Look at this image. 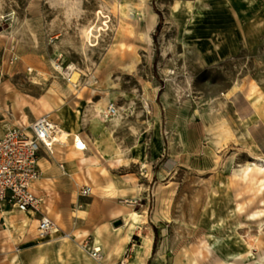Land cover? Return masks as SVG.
<instances>
[{"label":"rangeland","instance_id":"rangeland-1","mask_svg":"<svg viewBox=\"0 0 264 264\" xmlns=\"http://www.w3.org/2000/svg\"><path fill=\"white\" fill-rule=\"evenodd\" d=\"M110 1L0 0V124L7 130L23 115L28 125L47 113L67 131L108 137L122 157L107 171L122 180L118 192L110 181L112 190L92 185V196L46 187L40 208L59 227L55 234L38 236L41 212L13 210L5 220L1 211L11 207L3 206L0 264H264V172L251 164L260 157L264 166V83L256 108L247 89H237L264 75V37L214 61L204 52L215 37L199 20L202 0L178 11L171 0H141L139 11L132 9L138 0H127V17L110 12ZM223 2L242 23L264 12V0ZM99 9L109 14L108 26L95 45H83L80 28ZM120 16L131 23V36L117 32ZM70 66L79 97L68 87ZM108 94L110 116L92 124V103ZM133 210L140 227L118 257L113 249L123 231L116 227ZM153 215L164 220L153 224ZM214 237L228 241L216 248ZM246 244L250 256L224 259ZM93 245L102 259L90 257Z\"/></svg>","mask_w":264,"mask_h":264},{"label":"crops","instance_id":"crops-1","mask_svg":"<svg viewBox=\"0 0 264 264\" xmlns=\"http://www.w3.org/2000/svg\"><path fill=\"white\" fill-rule=\"evenodd\" d=\"M186 1L190 0H171L170 7L172 10L178 11L186 6ZM190 2H196V0ZM202 4L207 8L200 12L199 20L207 23L208 34L206 35L215 37L213 45L204 51L205 54L213 56L212 60H226L237 56L244 48L252 47L257 39L264 37V12L257 16H253L242 23L238 13L231 6L227 7L223 0H202ZM6 120H8V117L7 119L4 118L2 121H5L4 126L8 128L9 124ZM21 122H23V120ZM16 123H20V120H16ZM5 132L6 128L0 124V137ZM79 133L84 139L88 136L83 135L81 132ZM108 143L109 139L102 144L106 145L104 147H108ZM54 146L50 153L51 157L44 154L48 152L47 150L42 149L40 151L38 157L40 177L32 186L34 193L43 196L45 201L49 196L48 191H46L48 188L46 187L52 186L57 188L60 192L69 193L74 190L78 192L77 189L80 185H89L91 188L92 185L94 186L96 184V186L99 187H108L110 181L115 192L121 190L122 180L119 178H113L107 174V171H111V169L113 170L118 167H111L107 164L106 160H104L93 168V174L90 176L86 170L76 169V162L70 158L68 148L65 144H58L56 147ZM117 151L120 152L119 149H117ZM110 156V153L106 155L107 158H110ZM132 162H134L132 164H137L136 161ZM144 164H148V160H146ZM60 165L62 167H60ZM163 165L160 174L162 175V178L165 179L170 172V168L167 163H164ZM101 168H104L106 173H100ZM143 168L144 167H142V170ZM140 173L142 174V172ZM143 174H146V170ZM107 190H112V187L109 186ZM71 195H74V193H71ZM8 206L11 207L6 210L9 213L16 210V208L9 203ZM2 207L3 206L0 207V210ZM113 217L118 218L116 217V213ZM163 220L164 218H159L158 215H156V217L153 215V217L150 218V222L153 224Z\"/></svg>","mask_w":264,"mask_h":264},{"label":"bare ground","instance_id":"bare-ground-1","mask_svg":"<svg viewBox=\"0 0 264 264\" xmlns=\"http://www.w3.org/2000/svg\"><path fill=\"white\" fill-rule=\"evenodd\" d=\"M141 0H138V2L134 3V8L132 9L139 11ZM128 6L127 0H111L108 7V10L112 13L118 12L120 15L123 14L127 17V15H130L129 13L125 12V8ZM131 9V8H130ZM110 19V16L108 13H105L102 9H99L94 12V18L93 19H87L86 22L81 26L80 28V39L83 45L86 46H92L97 43L98 40V34L101 33L102 30H104L105 26H108V20ZM119 27L117 32L124 34L125 36H131L133 34V27L129 21L126 20V18H123V16H120L119 20ZM71 72V78L69 79V89L74 92V94H77V97L80 96V89L76 87L75 78L77 76V71H74V67L70 66ZM264 83V75L260 74L258 77L250 78L247 82V85L244 83H239L237 85L238 90L247 89V96L250 98L251 106L257 107L262 96L263 95H255L259 85ZM111 99V96L108 94L105 97L102 98V102H93L91 105L90 110V118L92 121V124L96 123H102L105 118L109 117L110 115L105 111V105H110L111 102H109ZM47 115V113L41 114L40 116ZM27 121V118L25 115L22 116ZM22 119V120H23ZM23 122V123H24ZM25 124V123H24ZM29 124V123H28ZM59 129L58 135L59 138L65 141L66 146L68 148V154L71 159H73L76 162V169L81 170L84 169L86 172L92 176V170L97 166V164L102 163L104 160H106L107 164L111 167H117L121 160V154L117 151L116 148H111L109 144L108 147H104L106 145L102 144V142H105V139H101L100 141L97 138H94L93 140L89 138L88 136L86 139H84L80 133L75 130L71 129L70 131H67L63 128ZM109 139L106 137V140ZM104 140V141H103ZM107 144V145H108ZM91 150V155H86V151ZM112 151H114L112 153ZM110 153V158H107L106 155ZM255 160L251 162L252 166L258 170L264 172V166L261 163L262 159L260 157H255ZM246 169L251 170L252 167L246 166ZM245 169V170H246ZM128 178H131V176H127ZM7 213H9L6 210H2L1 214L4 215L5 220L8 219ZM121 213L117 212L116 217H120ZM141 215L136 211H131L127 217L121 219V222H118V226L116 227V230L123 231V233L120 234L117 245L113 249V254H115L118 257H121V255L124 252V249L126 245L130 241L131 235L134 233L135 229H138L140 227L139 219ZM156 217V215L154 216ZM220 226V223L217 224L218 228ZM213 229V228H212ZM59 232V231H57ZM55 234V233H52ZM237 241L235 242H241L242 238L238 237L236 238ZM228 241L227 238H216L214 237L211 240V244L215 246L216 248H219L222 244L226 243ZM98 240L95 239V243H97ZM252 254V249L250 244H246V248L244 252H230L228 253L224 259L229 262V260H237L242 257V255L250 256ZM99 259H102L100 256ZM246 264H260V261L258 259H254L253 262L246 261Z\"/></svg>","mask_w":264,"mask_h":264},{"label":"built area","instance_id":"built-area-1","mask_svg":"<svg viewBox=\"0 0 264 264\" xmlns=\"http://www.w3.org/2000/svg\"><path fill=\"white\" fill-rule=\"evenodd\" d=\"M58 132L56 123L48 115H43L28 125L18 123L0 137V207L9 203L20 212H41L36 225L39 237L59 231L55 221L41 211L40 207L45 202L43 196L32 189L33 183L40 177V151L45 149L51 153L55 144H65ZM91 192L89 185L78 187L80 196H90ZM100 252V246L93 245L90 257L99 259Z\"/></svg>","mask_w":264,"mask_h":264},{"label":"trees","instance_id":"trees-1","mask_svg":"<svg viewBox=\"0 0 264 264\" xmlns=\"http://www.w3.org/2000/svg\"><path fill=\"white\" fill-rule=\"evenodd\" d=\"M154 232H155V237H154V241H153V249H155V247L157 246V231L154 228Z\"/></svg>","mask_w":264,"mask_h":264}]
</instances>
